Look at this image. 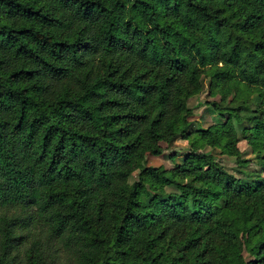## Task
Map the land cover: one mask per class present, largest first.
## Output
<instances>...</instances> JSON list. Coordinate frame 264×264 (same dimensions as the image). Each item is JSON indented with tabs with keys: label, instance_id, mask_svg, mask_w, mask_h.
Segmentation results:
<instances>
[{
	"label": "trees",
	"instance_id": "16d2710c",
	"mask_svg": "<svg viewBox=\"0 0 264 264\" xmlns=\"http://www.w3.org/2000/svg\"><path fill=\"white\" fill-rule=\"evenodd\" d=\"M205 76L227 115L188 131ZM260 102L264 0H0V264H264V177L200 150L243 162L248 119L264 165Z\"/></svg>",
	"mask_w": 264,
	"mask_h": 264
},
{
	"label": "rangeland",
	"instance_id": "374dc122",
	"mask_svg": "<svg viewBox=\"0 0 264 264\" xmlns=\"http://www.w3.org/2000/svg\"><path fill=\"white\" fill-rule=\"evenodd\" d=\"M251 97L256 96V93H251ZM230 97V96H229ZM228 97V98H229ZM219 101L220 94L209 93V78L205 76L203 78V89L194 96H183V101L185 104L193 107V115L190 117V122L187 127L188 131H194L201 128H206L211 124L218 123L227 115L226 112L220 115L215 111L211 105V101ZM241 99L233 102H222V106H236ZM255 111L258 114V110L264 114V102ZM252 107H256L255 103L251 104ZM240 114H249V111L244 107L238 108ZM236 134L238 136V141L236 146L240 151L243 152L242 158L243 162H238L234 155H229L223 153L220 148L213 147L210 145H204L200 148L201 151L211 152L220 163H222L225 168L235 174L236 176H244L246 171H249L248 177H254V175H259L261 178L264 177V165L260 163V156L263 153H256L252 151L251 146L244 138V129L249 128L252 122L248 119H244L242 122L234 121ZM187 131V132H188ZM163 151L160 154L147 153L146 160L147 164L150 165H161L165 168L173 167L175 164L181 163L184 157L190 152L189 138L183 136V134L177 135L170 142H161ZM137 176V170H135L130 176V181L134 180ZM195 185H200L201 183L196 181ZM167 191H175L176 188L172 186L166 187ZM244 254L246 252L244 251Z\"/></svg>",
	"mask_w": 264,
	"mask_h": 264
}]
</instances>
